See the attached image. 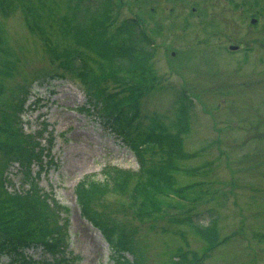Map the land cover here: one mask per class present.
<instances>
[{
	"label": "rangeland",
	"instance_id": "rangeland-1",
	"mask_svg": "<svg viewBox=\"0 0 264 264\" xmlns=\"http://www.w3.org/2000/svg\"><path fill=\"white\" fill-rule=\"evenodd\" d=\"M113 1L79 0L73 10L75 0H0V140L16 142L12 134L23 131L25 145L33 146L29 156L37 154L27 166L0 148V178L6 179L4 185L0 181V226L16 232L22 228L23 216L10 194L26 192L34 179L50 204L38 214L49 210L58 215L57 223L68 220L58 225L67 253L80 259L62 264L113 263L107 237L82 214L75 187L91 176L104 180L108 169L135 172L140 163L102 117L103 105L93 110L85 84L58 65L70 48H78L91 55L99 79L102 69L118 76L100 79L103 90L112 93L121 84L143 81L140 113L147 125L157 117L170 126L182 91L187 93L190 120L181 138L183 151L158 156L170 164L173 190L146 199L132 189L135 177L130 176L123 193L110 192L100 202L106 215L132 235L127 258L140 264H179L180 253L196 251L194 264H264V0ZM102 8L110 18L105 38L123 21L141 22L136 30L144 32L151 46L144 58L139 54L132 61L138 63L110 68L107 59L66 32L70 16L85 13L84 20L91 22ZM86 21H77L84 27L83 37ZM91 32L89 28L86 37ZM51 72L64 77L34 82L16 125L12 118L21 86ZM4 120L12 122L10 127ZM9 211L16 213L12 221ZM213 219L215 242L199 232ZM26 252L34 260L51 257L41 244ZM2 261L7 263V257Z\"/></svg>",
	"mask_w": 264,
	"mask_h": 264
},
{
	"label": "trees",
	"instance_id": "trees-1",
	"mask_svg": "<svg viewBox=\"0 0 264 264\" xmlns=\"http://www.w3.org/2000/svg\"><path fill=\"white\" fill-rule=\"evenodd\" d=\"M72 5V9L78 7L79 0ZM109 4H114L113 0H108ZM107 10L100 9L95 17L89 18L91 22H87V14H74L70 17L69 22L65 20L66 32L70 33L72 38H76L81 42L87 51H92L98 56L107 59L111 63L110 68L121 67L126 63H138L132 62L137 59L139 54L143 55L148 52V47L151 43L145 38L144 32L139 30L142 24L137 19L123 21L117 29L112 32L109 37L105 38L106 23L110 19L106 15ZM86 21V33L82 36L83 28H80V24L77 21ZM41 23V22H40ZM42 32H44L39 23L35 24ZM42 26L45 28L42 24ZM92 30V34L96 35L95 38L92 35L91 38L86 37L88 35V29ZM65 32V33H66ZM138 34V36H136ZM104 36V39L101 37ZM59 57V56H57ZM58 65L74 72V77L85 84L88 92L89 103L94 106L93 110L99 105H103L102 117L109 123L113 129L122 136L124 141L135 151L136 156L140 163V168L131 172L129 170L113 168L105 171L104 180H98L94 176L88 177L78 182L75 187V193L78 204L81 208L82 214L89 219L97 228H99L105 237L112 250L113 263L112 264H140L139 261H130L126 253L132 251L133 246L131 244L132 235L115 219L108 214L106 215L105 208H102L100 202L110 192L123 193L124 188L128 185L130 176L135 177V182L132 186L135 192L144 196L146 199H153L157 196V193L162 191L173 190L175 185V176L171 169L170 164L166 159L159 158V154L166 153L169 156L179 154L183 151L182 134L188 130L189 127V106L186 101V90L182 91L179 98L178 112L175 121L169 126L160 123L157 117L153 118V122L149 125L142 122L140 113V100L143 94L142 82L135 83L134 85H122L114 92H109L106 88L102 89L100 85V79L105 80L107 77H113L115 80L118 76L114 73H106L102 69V74L99 76L96 73L94 66L92 65L91 55L81 49L70 48L66 54H63V59H60ZM137 66V65H136ZM137 67H140L139 65ZM144 72V69L141 70ZM45 73V72H44ZM44 79L35 76L31 80H28L21 86L20 95L17 98V107L14 112L13 122L17 125V119L19 110L25 111L26 103L30 99V92L34 82H40L43 84L46 80L48 82L53 79L64 77V74H58L51 72L49 76L43 74ZM145 75V74H144ZM117 78V79H116ZM108 91V92H107ZM38 100V98H37ZM35 103H38V101ZM105 103V104H104ZM92 110L91 106L87 108ZM7 127H10L12 122L4 120ZM20 122V121H19ZM1 125V124H0ZM3 125V124H2ZM4 126V125H3ZM5 127V126H4ZM9 132V131H8ZM11 132V131H10ZM24 133L23 131H21ZM22 133L15 132L12 134L13 139H17L16 142H3L0 140V148L4 153H13L23 164L30 166L34 157L37 154L29 156L33 146H26L25 136ZM11 134V133H9ZM52 144V142H51ZM49 145L47 153L51 152L53 145ZM35 149V146H34ZM34 152V150H32ZM36 153V152H35ZM15 158V157H13ZM53 156H50V162L53 161ZM171 162V161H170ZM8 164H5L6 168ZM29 174V173H28ZM27 174V175H28ZM6 180V179H5ZM1 175L0 181L2 185L5 182ZM11 182V181H10ZM144 183L145 187L141 189V184ZM30 186L26 192H15L10 194L14 200V206L16 211L23 216L22 228L16 232V230L9 228H2L0 226V264H62L64 261H75L80 259L77 255H70L67 253V241L64 239L62 232L63 228L58 224L65 226L68 223L67 218L57 223L56 214L51 215L44 212L42 215V209L48 208L49 203L46 202L42 193L38 189V185L34 182V179H30ZM135 194V193H134ZM136 195V194H135ZM57 203V202H55ZM54 204V203H52ZM58 205V204H57ZM53 206V205H51ZM62 212L68 213L69 208L67 206L58 205ZM3 213V209L0 210ZM143 211V208H140ZM11 214L9 218L12 221L14 211H9ZM217 219H213L210 224L201 227L200 233L213 242L218 239ZM57 226V228L54 227ZM31 231H28L30 230ZM57 231V234L54 233ZM52 232L51 237L49 236ZM43 245L44 250L48 251L51 255L50 258L43 260H34V257L26 252L28 249L33 248L36 245ZM67 258H66V254ZM191 254V256H189ZM70 255V257H69ZM6 256L7 263L2 261V257ZM198 254L196 251H183L179 254L180 263L186 264L188 262L195 263L197 261Z\"/></svg>",
	"mask_w": 264,
	"mask_h": 264
},
{
	"label": "water",
	"instance_id": "water-1",
	"mask_svg": "<svg viewBox=\"0 0 264 264\" xmlns=\"http://www.w3.org/2000/svg\"><path fill=\"white\" fill-rule=\"evenodd\" d=\"M231 48H236V46H231Z\"/></svg>",
	"mask_w": 264,
	"mask_h": 264
}]
</instances>
